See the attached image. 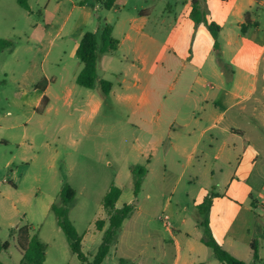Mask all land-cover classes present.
<instances>
[{
    "label": "rangeland",
    "instance_id": "rangeland-1",
    "mask_svg": "<svg viewBox=\"0 0 264 264\" xmlns=\"http://www.w3.org/2000/svg\"><path fill=\"white\" fill-rule=\"evenodd\" d=\"M106 1L29 0L25 10L19 0H0V242L10 243L11 256L18 263L16 233L28 225L31 238L38 236L47 247L45 264H83L59 226L52 210L55 205L68 210L83 253L92 262L103 235L97 222L108 224L104 198L116 187L122 192L118 207L135 201V210L123 223L104 264H175L178 247L182 258L190 248H204L208 260L203 264L209 260L222 264L200 241L197 211L186 199V191L179 188L176 199L168 202L172 192L162 189L159 181L162 163H156L146 180L135 169L136 165L146 169V162L131 149L124 110L103 94L100 85L102 79L117 85L120 57L132 59L123 51L126 46L99 55V79L93 90L77 84L83 64L72 55L86 33L97 35L100 48L105 24L115 26L112 37L120 39L118 25L125 21L127 27V14L142 10L149 12L145 31L165 44L189 0H126L123 13L108 10ZM162 19L165 23L159 28ZM44 79L52 80L47 108L41 105L46 94L37 87ZM69 90L75 100L94 95L103 100V107L95 114L77 103L66 105ZM260 131L259 166L264 170V126ZM4 140L10 144H2ZM137 183L140 188L135 194ZM67 187L75 198L65 204L61 194ZM256 226V237L264 241V214L253 221L252 228ZM4 257L13 264L8 255Z\"/></svg>",
    "mask_w": 264,
    "mask_h": 264
},
{
    "label": "crops",
    "instance_id": "crops-1",
    "mask_svg": "<svg viewBox=\"0 0 264 264\" xmlns=\"http://www.w3.org/2000/svg\"><path fill=\"white\" fill-rule=\"evenodd\" d=\"M193 1L184 2L186 9L165 44L145 31L147 10L127 14V27L125 21L118 25L122 36L116 40L117 49L126 46L123 51L132 59L120 57L122 71L108 96L124 110L135 157L146 162V169L135 167L144 173L143 180L161 162L159 181L162 189L172 192L170 204L176 199L174 192L182 188L198 220V206L211 198L208 223L217 243L237 259L253 263L251 244L257 241L258 263L264 264V241L256 237L258 226L252 228L253 221L264 214V170L259 166L263 152L259 136L264 126V0H205L208 21L222 28L219 51L207 27L191 19ZM127 5L126 0H115L108 10L123 13ZM164 23L162 19L157 27ZM112 33H117L115 26ZM78 47L72 55L76 56ZM40 83L37 87L46 94L41 105L47 108L52 80ZM64 103H77L95 114L103 107V100L94 95L75 100L71 90L65 93ZM1 143L10 144L7 140ZM199 238L202 243L203 235ZM8 244L0 252V264H8L5 255L20 264L23 255L18 246L20 260L16 263ZM179 249L175 264L208 260L204 248H190L184 258Z\"/></svg>",
    "mask_w": 264,
    "mask_h": 264
},
{
    "label": "trees",
    "instance_id": "trees-1",
    "mask_svg": "<svg viewBox=\"0 0 264 264\" xmlns=\"http://www.w3.org/2000/svg\"><path fill=\"white\" fill-rule=\"evenodd\" d=\"M28 1L29 0H19V5L25 10H29ZM98 1L105 3L104 0ZM106 2V7L109 9L114 4L115 0H107ZM192 6L193 10L191 13V19L196 25L204 24L207 27L215 40V49L219 51L220 46L218 39L222 31L221 26L208 21V9L205 0H194ZM101 39L102 45L99 48L97 35L94 33H86L76 51L77 59L83 64V69L77 77V84L86 89H94L96 82L98 81L97 67L99 55L118 48V41L112 37V28L106 24L103 26ZM218 57L221 58L220 53L218 54ZM41 84L42 83L39 85ZM100 85L103 94L108 95L111 91L112 84L109 81L101 80ZM44 101H46V98L43 99V102ZM140 174L144 175L143 172ZM139 188L140 184L137 183L135 186V194H138ZM61 195L65 204H68L69 202L71 203L75 198V192L68 187L62 191ZM120 195L121 190L119 188L112 187L104 198L103 206L108 215V227L104 230L102 243L99 247L98 253L91 263L88 262V258L82 251L81 238L68 218V210L56 208L55 205L52 207V210L55 211L58 216L59 226L64 231L73 254H75L83 264H102L104 262L111 250V247L117 240L118 232L122 228L123 223L134 212L133 204L124 205L122 208H116V203L119 200ZM211 205L212 199L207 197L204 202L198 206L199 219L197 222L203 233L202 243L212 250L215 259L222 264H257L260 261L259 245L257 241H253L251 244L254 262L246 263L231 255L213 238L208 223V215ZM97 227L100 231H102L104 229V222L98 221ZM30 233L31 227L28 225L20 228L16 233L17 246L23 255L20 264H45L47 247L39 240L38 236L31 238ZM8 246V243H5L3 246L0 245V252L7 249Z\"/></svg>",
    "mask_w": 264,
    "mask_h": 264
},
{
    "label": "built area",
    "instance_id": "built-area-1",
    "mask_svg": "<svg viewBox=\"0 0 264 264\" xmlns=\"http://www.w3.org/2000/svg\"><path fill=\"white\" fill-rule=\"evenodd\" d=\"M163 221H164V223H165L167 226H170V221H169V217H168V216H164Z\"/></svg>",
    "mask_w": 264,
    "mask_h": 264
}]
</instances>
